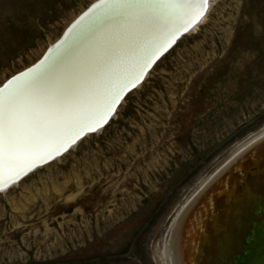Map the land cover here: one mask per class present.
<instances>
[{
	"label": "rangeland",
	"instance_id": "1",
	"mask_svg": "<svg viewBox=\"0 0 264 264\" xmlns=\"http://www.w3.org/2000/svg\"><path fill=\"white\" fill-rule=\"evenodd\" d=\"M91 3L0 0V86ZM109 122L0 194V264H169L179 211L264 129V0H213Z\"/></svg>",
	"mask_w": 264,
	"mask_h": 264
},
{
	"label": "bare ground",
	"instance_id": "2",
	"mask_svg": "<svg viewBox=\"0 0 264 264\" xmlns=\"http://www.w3.org/2000/svg\"><path fill=\"white\" fill-rule=\"evenodd\" d=\"M165 2L172 3L169 1ZM212 2L213 0H205L203 8L205 15L202 19L201 14L195 15L196 11L201 13L200 7H197L198 9L194 11L191 9L180 15L178 13L174 15L173 12H177V9L166 12L161 9H150L149 11L148 9L135 7L133 11L127 7V3H114V5L109 7L108 11L93 19L89 27L86 28L88 30L85 32L84 37L76 41L64 53L67 58H70L69 61L75 55L82 54V56L75 57L74 61H70V66L66 67L62 66H65L67 59L62 60L59 68H56L59 71L61 70V72H58L53 78V85H71V93L66 99L68 104L82 103L88 106L101 102L109 89L106 87H109V84L102 85L100 88L98 84L101 79L95 83L89 80L83 87L79 88L84 83V79L98 69L96 67L100 65L104 66L101 69L105 68V66L114 68L116 72H114L113 80L116 82L120 79H131L136 74L132 72V69L144 55L146 49L152 44H160L172 29H177V26L183 24L187 25L192 20H194L193 27L186 36L195 32L199 24L205 22ZM153 4H162V2H154ZM108 12L110 14L107 16ZM106 16L111 18L108 21H104ZM178 17L179 21L173 24V18ZM74 18H70L71 20L63 28L65 29ZM148 20L153 21V27L150 30H145L144 24ZM165 30L167 31L165 32ZM184 37L180 38L167 53ZM52 41L49 40L48 46L53 44ZM113 42L116 44V56L114 55L112 61L103 62V59L110 57H107L108 54H104L101 51L102 46ZM44 51L45 48L41 50L37 57H40ZM90 62L97 64L93 71H91L93 67L89 66ZM129 72H132L131 76L128 75ZM73 94L76 95L75 99H68ZM88 122H91V120ZM102 130L100 129L94 134L86 135L73 145L71 149L73 150L85 138L97 135ZM68 139L65 138L64 141H61V145H64ZM61 145L57 146L60 147ZM67 153L54 161H60ZM46 155H49L48 152H41L40 155L34 156L32 159L41 161ZM54 161L35 169L18 183L11 185L12 187L0 192V194L16 189L38 171L48 168ZM31 162L28 160L22 167H27ZM226 165L212 176L211 179H214L205 191L199 195V199L195 200V206L193 204V207L191 206L189 209L187 207L188 202L177 214L176 221L181 217L180 224H177L179 220L173 224V227L176 224L178 227L165 249V256L169 260V264H225L224 261L231 262V264H240L248 253L253 252L256 247L264 245V129L244 144L242 149L237 152V155L229 160ZM9 175H12V173H5L3 179ZM255 207L259 212H263L262 219L254 218ZM232 213L234 214L231 216ZM227 219L229 221L224 223L223 220ZM247 220L250 224L252 223L248 230V227L244 225Z\"/></svg>",
	"mask_w": 264,
	"mask_h": 264
},
{
	"label": "snow or ice",
	"instance_id": "3",
	"mask_svg": "<svg viewBox=\"0 0 264 264\" xmlns=\"http://www.w3.org/2000/svg\"><path fill=\"white\" fill-rule=\"evenodd\" d=\"M127 7L134 11L136 6ZM177 7L197 9L194 3ZM199 14L200 11L195 12L196 16ZM152 27L153 21L145 22V30ZM164 46L161 44L157 48L146 49L132 69L135 76L118 80L108 89L103 100L95 105L68 104L66 99L71 93V85H53L55 65L46 75L7 90L5 95L0 96V179H3L5 173H12L8 178L13 179L20 174L25 162L41 152L51 154L50 149L59 151L57 145H61L65 138L74 139L79 131L84 130V126H93L87 121L95 120L98 123L106 118L120 93L129 84H135L144 68ZM132 72L128 75L131 76ZM28 166H31L30 163Z\"/></svg>",
	"mask_w": 264,
	"mask_h": 264
},
{
	"label": "water",
	"instance_id": "4",
	"mask_svg": "<svg viewBox=\"0 0 264 264\" xmlns=\"http://www.w3.org/2000/svg\"><path fill=\"white\" fill-rule=\"evenodd\" d=\"M165 1H169L172 3H168ZM127 3V5H134L137 8H142V9H148L150 11V9H161L162 11H168V10H175L177 9V12H173L174 15H176L177 13L180 15L183 12H187L189 10H191V8H181V7H177L178 5H187V4H196L197 7H200L199 10L204 8V4H205V0H97L94 3H92L85 11H83L68 27L67 29L64 31V33L62 34V36L52 45L50 46L43 54L42 58L32 67H30L29 69L19 73L18 75L14 76L12 79H10L1 89H0V96H3L6 94L7 90L11 89V88H15L17 85L31 80L35 77L38 76H43L46 75L48 70L55 65L56 68L60 66L62 60H66L65 62V66L62 67H66V66H70V61H74L78 56H82V54H78L75 55L73 57V59H71L69 61L70 58H67L66 55H64V53L70 48L72 47L76 41H79L80 39H82L85 35V32L88 30L86 29L87 27H89L90 23L92 22L93 19H95L96 17H99L102 13H104L105 11L109 10V7L114 5V3ZM154 2H162V4H153ZM155 6V7H154ZM198 9V8H197ZM194 11V9H192ZM146 12V11H145ZM110 14V12H108V14H106L107 16ZM146 14H148L146 12ZM202 16L204 14V9L201 10L200 13ZM105 17L104 21H108L109 18L111 17ZM198 20V19H197ZM179 21V17L178 18H173L172 23H177ZM194 20L191 21V23L189 24H183L180 26H177V29H172L162 40V42L160 44L157 45H151L149 48H157L159 47L161 44H164L165 46L163 48H160V50L157 52V54L155 55V57L153 58L152 62L143 70V73L140 75V78L135 82V84H129L127 88H125L119 96V99L116 100L115 104L112 106V110L110 112L107 113L106 118H104L102 121L100 122H96L95 120H91V122H88V124H92V127H87L84 126V130L83 131H79V135H76L74 139L69 138L67 140L66 143H64V145L59 147V151H54V150H50L51 154L46 155V157L41 160V161H35L31 164V166L28 168H23L22 167V171L20 172L23 173L24 171H27L28 169H30L31 167H33L34 164H38L41 163L43 161H46L48 159H50L51 157H53L55 154L60 153L62 150H65L71 143H73L75 140H77L79 137H81L83 134L91 132V131H95L97 129H99L100 127H102L106 121L109 119V117L111 116V114L114 112L116 106L118 105V103L120 102V100L122 99V97L131 89H133L134 87H136L137 85H139V83L142 81V79L146 76L147 72L149 71V69L151 68V66L153 65V63L184 33H187L189 31V29L193 26ZM193 22V23H192ZM169 27V26H168ZM167 30H169V28H167ZM165 30V32L167 31ZM104 54H108L107 57L110 58H106L103 59V62H108V61H112L115 55V52H117L116 50V44L115 42L113 43H106L105 45L102 46V50H101ZM145 52V51H144ZM84 55V54H83ZM116 56V55H115ZM116 61V60H115ZM97 65V64H96ZM96 65L93 62L89 63L90 67H93L91 69V71L94 70V67H96ZM104 66H98L96 68L95 71L92 72V74H90L89 77H86L84 79V83L81 84L79 86L83 87L89 80L92 82H97L98 80L101 79L100 83L98 84V87H102V85H107L109 84V87L106 86L107 88H110L114 83H116L115 80H113V76H114V72L115 69L113 68H109L107 66H105V68L101 69ZM112 67V66H111ZM101 69V70H100ZM57 70V69H56ZM100 70V71H98ZM98 71V72H97ZM58 72H61V70L59 71V69L56 71L55 76ZM55 76L53 78H55ZM135 76V75H134ZM52 78V79H53ZM133 78V77H132ZM76 95H72L70 96L68 99H75ZM104 98V97H103ZM19 175H16L15 177L17 178ZM14 177V179H9L8 177L0 180V187L6 184H9L11 182V180H15L16 178ZM6 181V182H5ZM240 213V212H238ZM254 213L256 214L254 216V218H259L262 219V215L261 213L263 212H259V210L255 207ZM261 214V215H260ZM252 224V223H251ZM251 224L247 223V230L250 229ZM245 225V224H244ZM249 225V226H248ZM264 255V245L260 246V247H256L253 252L248 253L247 256H245V258H243V262L240 264H253L256 261H259V259H261V257H263ZM222 257V256H221ZM225 264H231L228 263L227 261H224Z\"/></svg>",
	"mask_w": 264,
	"mask_h": 264
}]
</instances>
